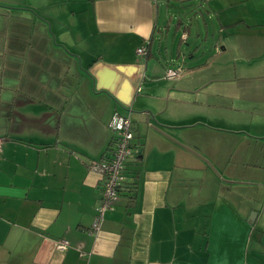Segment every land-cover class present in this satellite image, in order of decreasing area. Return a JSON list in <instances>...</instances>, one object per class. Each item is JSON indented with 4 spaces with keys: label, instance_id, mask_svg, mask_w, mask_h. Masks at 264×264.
Instances as JSON below:
<instances>
[{
    "label": "crops",
    "instance_id": "crops-1",
    "mask_svg": "<svg viewBox=\"0 0 264 264\" xmlns=\"http://www.w3.org/2000/svg\"><path fill=\"white\" fill-rule=\"evenodd\" d=\"M0 140V264H264V0H0Z\"/></svg>",
    "mask_w": 264,
    "mask_h": 264
},
{
    "label": "built area",
    "instance_id": "built-area-1",
    "mask_svg": "<svg viewBox=\"0 0 264 264\" xmlns=\"http://www.w3.org/2000/svg\"><path fill=\"white\" fill-rule=\"evenodd\" d=\"M157 3L158 0H151ZM137 53L146 56L148 51L145 46L140 47ZM182 74V68H168L165 74L167 79H177ZM114 132V141L111 152L105 155L100 161L92 162L89 165L90 171L97 173L102 178V196L100 204L96 208V215L90 229L92 234H98L105 220V215L120 199L121 189L126 182L127 165L133 156L134 150L132 141L134 133L132 121L129 116L119 113L114 114L109 124ZM0 140V151H1ZM69 248V242L62 240L58 242V249L66 251Z\"/></svg>",
    "mask_w": 264,
    "mask_h": 264
},
{
    "label": "rangeland",
    "instance_id": "rangeland-1",
    "mask_svg": "<svg viewBox=\"0 0 264 264\" xmlns=\"http://www.w3.org/2000/svg\"><path fill=\"white\" fill-rule=\"evenodd\" d=\"M50 28V27H49ZM51 34V33H50ZM52 38L54 39V35L53 33L51 34ZM176 37V38H175ZM159 38V36H158ZM179 42V36H174V25L170 27V32H169V41L164 40L163 44H162V55L166 56L165 51L168 50L169 56L170 55H174L175 53V49H176V44ZM157 46L159 44V42L156 43ZM169 47V48H168ZM187 49L189 50V48H187L186 46H183V50L185 52H187ZM202 51L206 52L207 54H209L211 57L215 55L214 53V49H210L209 46H207V44H203L202 45ZM154 54H157V47L154 48ZM159 57V56H158ZM188 63H190V61H188Z\"/></svg>",
    "mask_w": 264,
    "mask_h": 264
},
{
    "label": "water",
    "instance_id": "water-1",
    "mask_svg": "<svg viewBox=\"0 0 264 264\" xmlns=\"http://www.w3.org/2000/svg\"><path fill=\"white\" fill-rule=\"evenodd\" d=\"M145 123H146L147 126H149L152 129H155V130H158V131L161 130L160 129V127L162 126L161 122L158 121L156 119V117L154 116V114H152L151 112L147 113V117H146Z\"/></svg>",
    "mask_w": 264,
    "mask_h": 264
},
{
    "label": "trees",
    "instance_id": "trees-1",
    "mask_svg": "<svg viewBox=\"0 0 264 264\" xmlns=\"http://www.w3.org/2000/svg\"><path fill=\"white\" fill-rule=\"evenodd\" d=\"M127 178V177H126Z\"/></svg>",
    "mask_w": 264,
    "mask_h": 264
}]
</instances>
